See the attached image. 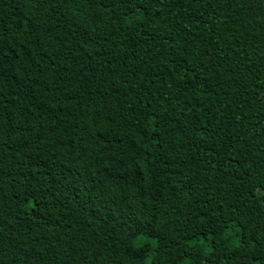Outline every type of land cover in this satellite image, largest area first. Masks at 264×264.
<instances>
[{"label": "trees", "instance_id": "16d2710c", "mask_svg": "<svg viewBox=\"0 0 264 264\" xmlns=\"http://www.w3.org/2000/svg\"><path fill=\"white\" fill-rule=\"evenodd\" d=\"M0 264H264V0H0Z\"/></svg>", "mask_w": 264, "mask_h": 264}]
</instances>
